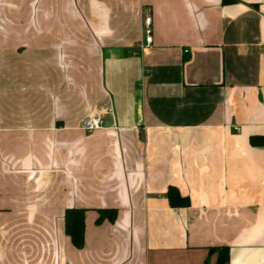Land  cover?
<instances>
[{
	"label": "crops",
	"instance_id": "1",
	"mask_svg": "<svg viewBox=\"0 0 264 264\" xmlns=\"http://www.w3.org/2000/svg\"><path fill=\"white\" fill-rule=\"evenodd\" d=\"M0 264H264V0H0Z\"/></svg>",
	"mask_w": 264,
	"mask_h": 264
},
{
	"label": "trees",
	"instance_id": "2",
	"mask_svg": "<svg viewBox=\"0 0 264 264\" xmlns=\"http://www.w3.org/2000/svg\"><path fill=\"white\" fill-rule=\"evenodd\" d=\"M167 201L172 208H186L189 206V200L180 196L179 191L175 187H169L166 193ZM98 217L96 224L100 225L105 220L114 222L117 211L115 209L97 211ZM85 210L84 209H66L64 211V233L70 238L72 246L79 250L84 246V229H85Z\"/></svg>",
	"mask_w": 264,
	"mask_h": 264
},
{
	"label": "built area",
	"instance_id": "3",
	"mask_svg": "<svg viewBox=\"0 0 264 264\" xmlns=\"http://www.w3.org/2000/svg\"><path fill=\"white\" fill-rule=\"evenodd\" d=\"M151 25V19L147 15L144 18L143 21V27H144V42L146 45H150L152 42V27ZM104 126V123L102 119L98 116L88 118L82 122V129L85 130L86 132H92L93 130L100 129Z\"/></svg>",
	"mask_w": 264,
	"mask_h": 264
}]
</instances>
